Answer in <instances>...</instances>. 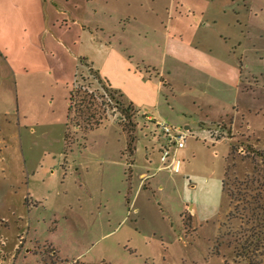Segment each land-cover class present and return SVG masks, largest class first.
Returning <instances> with one entry per match:
<instances>
[{
	"label": "rangeland",
	"instance_id": "1",
	"mask_svg": "<svg viewBox=\"0 0 264 264\" xmlns=\"http://www.w3.org/2000/svg\"><path fill=\"white\" fill-rule=\"evenodd\" d=\"M6 5L30 15L7 14L22 70L0 76V202L27 198L0 212V232L6 249L16 233L32 248L17 264H264V0ZM88 66L132 106L128 120ZM85 106L100 124L85 128ZM161 122L191 126L180 168L140 182L127 145L146 162Z\"/></svg>",
	"mask_w": 264,
	"mask_h": 264
},
{
	"label": "crops",
	"instance_id": "2",
	"mask_svg": "<svg viewBox=\"0 0 264 264\" xmlns=\"http://www.w3.org/2000/svg\"><path fill=\"white\" fill-rule=\"evenodd\" d=\"M14 8H19L20 10H15V9L11 8L9 5L0 6V76L5 75L6 73H10L11 70H14V71L15 70H22L21 65H19V64H18L17 67H15L13 61L11 60L12 57L8 53L9 48H8V43L7 42H9V35L11 34L12 30L14 29L12 27H15V26H12V27L10 26V23L8 21V18H7V14L10 13V12H19L20 14L23 13V15L25 16L26 20L30 19V15H29V10H28V6L27 5H25V6H15ZM18 29L20 30V28H18ZM165 55L167 56V53H165ZM160 83L161 82H159V84ZM108 85L112 86L110 83H108ZM2 89H3V84H2V81L0 80V96H1ZM145 118H146V120H152V116L151 115H147ZM183 129L188 131V130L191 129V126L185 125L183 127ZM231 134H232V132H231ZM231 134L229 135V137L231 136ZM161 136H163V133H161ZM162 139H163V141H160L158 143V149H157L158 153H156L154 151V149H151V151H150L149 150L150 147L148 145L145 146L144 154H145V156L149 157V158H146V162H143V160L141 162H138L136 160L137 159V155L133 156V154L135 152H137V150L135 151V148H133L130 152L127 153L128 154L127 156L129 157V160L131 161V168L133 167V169H135L137 172H139L138 173V178H139L140 182L143 179H145V178L147 179L151 175V174H148V171H149V169L151 167H155L156 171H161L163 169H167L170 172L175 173V172H173L171 170V168L167 167V165L162 163L161 160H160L161 150H162V147L165 144L164 138H162ZM181 148H183V147H181ZM177 152H178V149L176 150V153ZM131 168H130V177L132 175V170H133ZM35 172H36V170L33 172V174ZM140 182L138 183V186L140 185ZM19 185H20V183H19V179L17 177L14 180V182L8 188H15V187L19 188L18 187ZM158 189L162 190L163 189L162 185L158 186ZM28 191L30 192V189H26L27 193H28ZM25 202H27V198H25V196L19 197V199L15 203L14 202L13 203H5L4 201H2V202H0V209H1L0 212H5L6 214L4 216L5 217L6 216L10 217L9 215L14 214V212L17 211L21 206L26 207V203ZM185 208L187 209L188 215L191 218L190 220L192 222H194V218L196 217V213L194 211L193 206L192 205H186ZM17 219H21V217L18 216ZM1 221L3 222V225L8 227L7 226L8 224L5 221V218L3 220H1ZM18 235H19V233L15 234V239H14L13 245L10 248L6 249L5 248V244L7 243L6 238L10 237V235L0 232V241H1V243H0V258H1L0 259V264H2L3 262L7 261L6 260L7 257H9L10 261L12 262L10 264H17V259L19 257L18 256V254H19L18 252L19 251L23 252V256H24L25 259L28 258L31 255V253H32V248L31 247H27L26 246L24 248L22 247L21 249H19V247L17 246L16 238L18 239Z\"/></svg>",
	"mask_w": 264,
	"mask_h": 264
},
{
	"label": "trees",
	"instance_id": "3",
	"mask_svg": "<svg viewBox=\"0 0 264 264\" xmlns=\"http://www.w3.org/2000/svg\"><path fill=\"white\" fill-rule=\"evenodd\" d=\"M88 69H89V71L91 72V75L92 76H94V78L97 80V82L98 83H100V85H101V87H102V89H103V91H105L107 94H108V96L110 97V99H113L114 101H115V106H116V108H120L121 107V111H123L124 113H122L123 115H125L126 116V118H127V120H128V118H129V116H130V111L132 112V106L131 105H129V106H127L126 108L123 106V108H122V105H121V103H120V101L118 100V98H117V96L118 97H120V94L117 92V91H115V90H113L101 77H100V75H99V72L97 71V70H94L91 66H88ZM106 83V84H105ZM78 93V91L76 92V88H73L71 91H70V96H69V105H68V113H69V117H70V113L72 112V111H76V113L78 112V110L76 109V110H74V108H73V104H72V99H73V96L74 95H76ZM81 102V101H80ZM79 104H81V103H79ZM82 105V104H81ZM81 105H79V106H81ZM83 106V105H82ZM82 115H85V114H87L86 115V118H88L87 119V122H86V126H85V128L87 129V128H92L94 125H98V124H100L99 123V121L100 120H102L101 118L100 119H91V118H93L94 117V115H91L90 113H89V111H88V109L86 110V106H85V109H82ZM75 116H77V114L75 115ZM125 116H123L124 118H125ZM125 118V119H126ZM66 137H67V135H66ZM134 148V146L132 147V149ZM237 145H233L232 146V151H233V153L237 150ZM132 149H130V147H129V144L127 145V151L128 152H130V150H132ZM259 154H261L260 152H259ZM262 156L264 157V154H262ZM230 168V167H229ZM229 168L226 170V173H225V177H226V174H227V172H228V170H229ZM226 179V178H225ZM225 179H224V182H223V188L225 187ZM261 209H263V207L261 208ZM253 212V211H252ZM257 215H258V213H257ZM262 219H264V216H262ZM239 243V242H238ZM236 249H237V254H242V253H244V251H245V249H246V247L244 246V244L242 243V244H240L239 243V245L238 246H236ZM66 262H68V261H63L62 263H66ZM71 264H85V263H82V262H78V261H75L74 263H71Z\"/></svg>",
	"mask_w": 264,
	"mask_h": 264
},
{
	"label": "built area",
	"instance_id": "4",
	"mask_svg": "<svg viewBox=\"0 0 264 264\" xmlns=\"http://www.w3.org/2000/svg\"><path fill=\"white\" fill-rule=\"evenodd\" d=\"M160 127L165 144L161 150L160 160L171 168L173 172H178L180 161L176 158V150L186 144L188 132L184 129H178L165 122L157 123Z\"/></svg>",
	"mask_w": 264,
	"mask_h": 264
}]
</instances>
